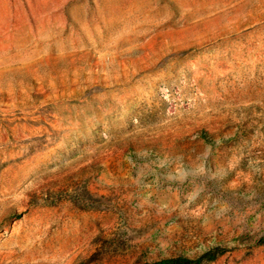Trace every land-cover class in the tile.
Listing matches in <instances>:
<instances>
[{
  "label": "rangeland",
  "instance_id": "374dc122",
  "mask_svg": "<svg viewBox=\"0 0 264 264\" xmlns=\"http://www.w3.org/2000/svg\"><path fill=\"white\" fill-rule=\"evenodd\" d=\"M170 258L264 264V0H0V264Z\"/></svg>",
  "mask_w": 264,
  "mask_h": 264
},
{
  "label": "trees",
  "instance_id": "16d2710c",
  "mask_svg": "<svg viewBox=\"0 0 264 264\" xmlns=\"http://www.w3.org/2000/svg\"><path fill=\"white\" fill-rule=\"evenodd\" d=\"M218 253H209L205 255L204 257H209L208 259L213 260L217 257ZM189 260L186 258H170V259H165L159 262H156L154 264H184L188 262ZM197 262H201L202 258L196 260Z\"/></svg>",
  "mask_w": 264,
  "mask_h": 264
}]
</instances>
